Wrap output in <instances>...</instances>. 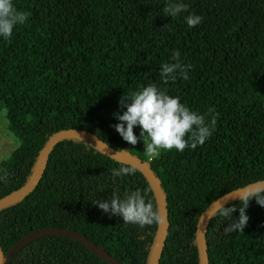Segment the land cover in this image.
I'll return each mask as SVG.
<instances>
[{
  "label": "trees",
  "instance_id": "trees-1",
  "mask_svg": "<svg viewBox=\"0 0 264 264\" xmlns=\"http://www.w3.org/2000/svg\"><path fill=\"white\" fill-rule=\"evenodd\" d=\"M29 13L10 40L0 36V104L19 144L0 161V197L28 179L40 148L57 131L91 132L144 163L163 194L166 235L157 264H199L195 227L217 197L264 179V0H172L188 11L165 16L170 0H12ZM202 23L189 27L185 16ZM173 50L190 63L188 80L163 85L160 68ZM156 84L217 125L204 145L149 159L143 139L126 142L113 125L123 95ZM141 129L134 127L139 137ZM130 166L92 145L64 138L53 145L35 187L0 208L2 264H147L156 224H124L95 200L140 190L156 204L144 175L113 176ZM205 226L207 264H264V206L255 198L243 232L225 234L239 216ZM50 229L52 232L37 233ZM84 237L89 244H86ZM95 246L107 257L93 249Z\"/></svg>",
  "mask_w": 264,
  "mask_h": 264
},
{
  "label": "clouds",
  "instance_id": "clouds-1",
  "mask_svg": "<svg viewBox=\"0 0 264 264\" xmlns=\"http://www.w3.org/2000/svg\"><path fill=\"white\" fill-rule=\"evenodd\" d=\"M188 5L182 2H170L164 8L165 16L171 18L188 11ZM29 13L18 10L12 0H0V36L10 40L13 30L17 25H23L28 20ZM187 25L195 27L202 23V17L195 14L185 16ZM192 68L190 63L181 60L179 50H173L171 62L164 63L160 68V78L163 85L175 82L177 78L188 80V71ZM121 107H126L123 114L113 115L119 123L113 125L120 136L128 143L136 145L139 139H143L145 153L148 158H159L161 151L178 150L183 152L187 148L196 149L198 145H204L216 130L217 118L213 109H209L207 115L190 110L181 102L179 96L168 94L167 88L150 84L140 91L123 95L119 101ZM141 129L140 136L134 133V127ZM135 166L113 169V176L134 175L137 172ZM0 181H7V172L0 175ZM240 202L239 216L231 224L224 228L225 234L231 232H243L248 225L249 216L246 209L249 202L255 198L256 202L264 206V185L256 184L247 187L238 197ZM226 200L216 203L213 215L219 214L225 218L233 217L236 206H225ZM93 204L105 213L122 217L124 224H136L140 227L159 225L165 221L158 205L152 200H147L145 194L138 189L125 193L122 199L113 194L108 200H95Z\"/></svg>",
  "mask_w": 264,
  "mask_h": 264
},
{
  "label": "water",
  "instance_id": "water-1",
  "mask_svg": "<svg viewBox=\"0 0 264 264\" xmlns=\"http://www.w3.org/2000/svg\"><path fill=\"white\" fill-rule=\"evenodd\" d=\"M64 138H76V139L82 140L92 145L95 149H97L98 151H100L101 153H103L105 156L109 158H112L124 164H128L130 166H135L138 169V171L144 175V177L146 178L147 182L149 183L152 189V192L155 197L156 205L160 207L162 214L165 216V221L156 226L155 237H154L152 247L150 249L148 259H147V264H157L159 255L164 245L167 219H166L165 200L159 188V185L152 173V170L149 167H147L144 163L134 158L132 155L126 152H119V151L112 149L110 146H108L106 143L101 141L99 138H97L95 135H93L89 131L80 130V129H65L62 131H57L53 133L51 136H49L46 142L44 143V145L40 148L37 154V157L35 159L33 168L31 170V173L28 179L26 180V182L20 187H18L17 189L12 190L9 193L0 197V208L21 200L35 187V185L37 184L44 170V167L47 161L48 152L51 150V148L53 147L55 143H57L59 140L64 139ZM256 184L264 185V179L251 182L249 184H246L243 187L229 191L217 197L214 201H212L208 206H206L202 210V212L198 216L196 227H195V238H196V246H197L198 258H199V264H207L206 245H205V226H206L208 218L213 213L216 203L220 202L221 200H226L225 204H227L235 199H238V197L242 194V192L247 187H250ZM36 232L37 233L52 232V230L41 229V230H37ZM28 236L29 235H26L20 238L19 240H17V242H15V244H13L5 254L2 252L0 248V264H2L5 261V259L8 257V255L12 252V250ZM81 239L86 244H89L88 241L84 237H81ZM92 247L93 249L98 251L100 254L107 257V254L104 253L102 250H100L99 248L95 246H92Z\"/></svg>",
  "mask_w": 264,
  "mask_h": 264
},
{
  "label": "rangeland",
  "instance_id": "rangeland-1",
  "mask_svg": "<svg viewBox=\"0 0 264 264\" xmlns=\"http://www.w3.org/2000/svg\"><path fill=\"white\" fill-rule=\"evenodd\" d=\"M4 111L5 110L3 106L0 104V161L6 158L9 153L19 144V139L13 136L6 129Z\"/></svg>",
  "mask_w": 264,
  "mask_h": 264
}]
</instances>
